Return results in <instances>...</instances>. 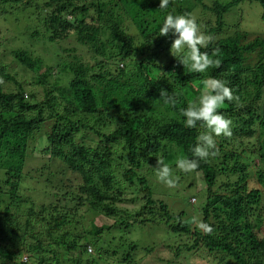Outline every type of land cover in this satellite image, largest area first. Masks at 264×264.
<instances>
[{"label":"trees","instance_id":"trees-1","mask_svg":"<svg viewBox=\"0 0 264 264\" xmlns=\"http://www.w3.org/2000/svg\"><path fill=\"white\" fill-rule=\"evenodd\" d=\"M15 1L23 0H0V17L14 12ZM159 5L160 0L25 3L36 9V18L17 28L12 70L30 78L18 79L9 65L0 63V75L7 79L0 83V264L131 259L135 242L104 235L131 218L139 221L143 211L132 215L125 210L124 217L119 209L120 203L138 199L146 208L160 204L164 223L173 232L189 234L193 243L186 251L197 250L199 258L215 264H264V221L257 213L264 201L263 166L255 171L260 186H250L252 164L264 162V37L256 33L245 41L248 29L264 31V0H170L165 9ZM253 8L257 17L250 15ZM169 13L196 17L201 30L214 37L201 51L211 55L220 48L214 57L221 60L220 67L191 72L170 54L175 37L159 35ZM71 38L90 53L87 60L62 48ZM210 77L226 81L239 97L219 110L232 121V136L215 137L219 154L184 173L176 168L177 159H193L196 137L207 129L199 123L185 127L180 110L198 98L201 81ZM161 89L175 95V107L160 99ZM34 139L35 152L64 161L60 174L78 171L79 182L63 187L64 194L49 189L59 188L49 177V182L36 178L33 185L27 181L35 177L24 172ZM158 159L169 164L174 177L192 175L205 187L198 219L172 215L169 205L154 196L149 176ZM46 168L33 170L44 175ZM127 188L135 197L127 199ZM50 196L57 202L48 203ZM84 205L87 213L79 208ZM100 213L116 220L99 224L88 219ZM194 220L211 225L213 233L204 234ZM90 244L95 253H89ZM181 248L168 263L179 264Z\"/></svg>","mask_w":264,"mask_h":264},{"label":"rangeland","instance_id":"rangeland-1","mask_svg":"<svg viewBox=\"0 0 264 264\" xmlns=\"http://www.w3.org/2000/svg\"><path fill=\"white\" fill-rule=\"evenodd\" d=\"M33 1L34 0H23L20 2H16L12 5L13 13H8L7 15H2L0 17V63L9 65V69L11 68V73L18 78V79H29L30 76L23 75V73L20 70H12L14 66V60H13V52L12 49H14L18 45V39L15 37V34L17 31V28L21 30L26 25L30 24L32 18H36V9L33 7L27 8L25 6L26 2ZM257 9L253 8L252 15L253 17H257ZM71 17V16H69ZM207 21V20H206ZM233 32V30H232ZM230 32V34L232 33ZM256 33L258 35H261L264 37V31L261 32H254V30L248 29L247 32V38H245L246 42L251 41ZM78 45L74 41L73 38L69 40H65L62 44V48L70 49V53L72 54H78L83 59H88L90 57V53L86 50H83L79 48L77 50L76 48ZM35 49L39 50L41 49L40 46ZM43 49V48H42ZM41 55H43V51H41ZM67 53H69L67 51ZM259 53V52H258ZM258 53H254L253 58L256 57ZM17 68V67H16ZM10 71V70H9ZM31 74V73H30ZM0 79L3 81H7L4 76L0 75ZM9 85L11 84V81L7 82ZM30 87V86H29ZM47 131H49V128H46ZM38 135V134H37ZM39 136V135H38ZM38 136H36L38 138ZM85 139V138H84ZM83 138L78 137V141H84ZM37 141L34 139L32 141V146L28 149V155L30 157L27 160L26 168L24 169V172H31L32 176H35L32 180L28 178V182H30L33 185V182L38 180H43V182L48 180V177L51 178L54 182L58 184V187H53L49 185V189L53 192H59L60 194H64L66 190L63 187L68 186L69 183H75L77 184L79 182L78 178V171L71 169L68 175L60 174L62 172V167H66L63 160H61L58 157H50L48 155H42L39 152H35L33 145L35 146ZM85 143H90L88 139H85ZM46 166H49L46 168ZM264 168V162H260L258 159L255 160V163L252 164L251 171L252 178L250 179V186L253 187H259L260 184L257 183V178L255 176V171L258 169V167ZM32 168V169H31ZM34 168H46L44 169V175L42 174V171L36 172L33 170ZM155 167L151 168L152 176L150 175V181L152 184H150L154 196L158 197L159 199L164 200L168 205L169 209L172 215L175 214H182V218L185 220L191 219L192 217L196 216V219H198L197 216V210L202 206L204 198H205V187H203L201 184H196L193 181L192 175L185 176L184 179L180 180L178 182V185L176 188H168L163 183L159 182L157 180ZM32 170V171H31ZM33 172V173H32ZM155 172V173H154ZM3 176V175H2ZM0 176V177H2ZM254 176V177H253ZM196 179L197 176H196ZM31 180V181H29ZM201 180V179H200ZM49 182V180H48ZM42 184H40V187H42ZM192 184V185H190ZM6 187V186H4ZM128 189V188H127ZM52 192V193H53ZM191 195H193L191 197ZM196 197H195V196ZM127 199H130L132 197H135V194L131 189H128L126 192ZM196 198V200L194 199ZM47 202H57V198L48 197ZM143 202L141 200L136 201H127L125 203H120L119 209L121 211L122 216L127 217L125 210L130 212L132 215H135L139 211H143L141 214L142 217L138 218V222H133L132 218L127 220L128 224H120L116 229H112L114 231L110 232L111 235H104V239L108 240V238H119L120 236L126 237L129 241L135 242L137 245L136 250H130V253H132V258L127 259L125 261H121V258L118 257V262H115L116 256L110 257V263L111 264H177L176 261L168 263V261H173L174 257V251H177L178 247L182 246L181 248V256L178 258L179 264H215L210 263L208 260H203L202 258H199L200 254L197 250L193 251H186V245H191L193 243V238L189 236V234L185 235L184 232L176 233L173 232L171 226H167L164 222L166 221L165 218H163V215L161 216V213L164 211L161 209V207L157 205L153 206H147L148 208L143 206ZM145 203V202H144ZM83 207V208H82ZM79 208H82V212L87 213L86 206H81ZM152 211V212H151ZM257 213H261L263 221H264V201L260 207V209L257 211ZM95 218V222L102 224V223H113L116 218L114 216L106 215L104 213H100L98 215L96 214H89V220H93ZM118 219V218H117ZM87 220L86 223L90 225V221ZM174 221V220H172ZM194 224H196L194 222ZM193 224V225H194ZM173 227V225H172ZM107 232V231H106ZM106 232L104 234H106ZM261 235H264V223L261 228ZM105 241V240H104ZM89 253H95V247L94 245L90 244ZM129 251V249H128ZM106 256V255H105ZM26 256L23 257V259ZM107 257V256H106ZM122 257V256H121Z\"/></svg>","mask_w":264,"mask_h":264},{"label":"clouds","instance_id":"clouds-1","mask_svg":"<svg viewBox=\"0 0 264 264\" xmlns=\"http://www.w3.org/2000/svg\"><path fill=\"white\" fill-rule=\"evenodd\" d=\"M169 3L170 0H160L159 9L167 8ZM159 33L160 36L165 37L171 33L175 37L171 43L170 54L191 72L206 73L209 68L220 67L221 60L214 57H219L221 49L215 48L211 55L206 51H201L202 48H207L214 41V37L201 30L196 17L191 13L167 14ZM0 83H3V80H0ZM201 83L203 91L198 98L180 110L181 115L185 118V127L196 128L199 123L202 128L207 129L196 137V144L191 148L194 158L180 157L177 159L176 168L184 173L195 172L199 168L200 160L207 161L210 157H216L219 154L215 137L232 136V121L219 110L226 101L239 100V97L222 79L210 77L202 80ZM160 99L173 107L177 103L175 95L164 89L160 90ZM156 176L157 180L168 188H176L178 185L179 177L173 176V169L163 159H158L156 162ZM194 199L196 200V198ZM194 222L204 234L211 235L213 233L214 229L208 223L195 220Z\"/></svg>","mask_w":264,"mask_h":264},{"label":"built area","instance_id":"built-area-1","mask_svg":"<svg viewBox=\"0 0 264 264\" xmlns=\"http://www.w3.org/2000/svg\"><path fill=\"white\" fill-rule=\"evenodd\" d=\"M25 258H27V257H25ZM26 260V259H25Z\"/></svg>","mask_w":264,"mask_h":264}]
</instances>
